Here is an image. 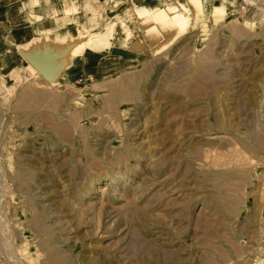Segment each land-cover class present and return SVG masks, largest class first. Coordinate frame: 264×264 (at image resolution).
Instances as JSON below:
<instances>
[{
    "label": "rangeland",
    "instance_id": "374dc122",
    "mask_svg": "<svg viewBox=\"0 0 264 264\" xmlns=\"http://www.w3.org/2000/svg\"><path fill=\"white\" fill-rule=\"evenodd\" d=\"M26 1L0 11L31 26L48 66L36 26L61 0ZM167 1L193 17L152 52L117 32L74 53L95 31L85 16L90 34L75 24L67 55L89 77L30 57L0 71V264H264V0H234L220 18L213 0L204 13Z\"/></svg>",
    "mask_w": 264,
    "mask_h": 264
},
{
    "label": "bare ground",
    "instance_id": "6f19581e",
    "mask_svg": "<svg viewBox=\"0 0 264 264\" xmlns=\"http://www.w3.org/2000/svg\"><path fill=\"white\" fill-rule=\"evenodd\" d=\"M27 1V5H31L32 9H34V6H39L42 2L41 0ZM193 1L196 7L199 6V8H201L203 13L208 10L210 0ZM46 2V5L52 3L51 0H45L44 3ZM131 2L133 3V7H131L130 4L125 3L117 9H109L102 3L94 4L89 1L80 3V0H61V5L58 8L56 5L54 6L55 3L58 6V1H55V3L53 2L52 6L54 8L49 13V17L56 19L64 16L63 18L67 19L66 23L68 25L74 24L75 26V24H77L76 26H78L79 24H82L85 32H87L86 30L88 29L85 25V16L86 18H89L88 20H91V26L95 31L92 34L87 32V34L89 33L91 37L87 42H84L76 48L74 53L77 54L84 53L87 50L96 51L100 47L108 48L109 46H112L111 41L113 38L115 39V34L117 32L121 33V35L116 36V42L119 46L127 49L130 48L131 50L138 52H152L153 50L159 49L177 33L181 32V29L190 21L191 17H193V8H189L183 2L174 1L172 4H170L167 0H131ZM213 2L214 6L211 9V14L214 17L220 18L226 13L227 16L229 12L231 13L234 11V7H232L234 0H213ZM46 11L47 10L45 9L43 14L32 11L30 16L39 21L45 16ZM88 11H91L92 13L90 14ZM119 14L122 17H118L120 16ZM115 16L117 19L116 22L120 24V31H117L116 29V22L113 23V25H109L108 28L106 27L107 30L105 29V33L99 30V20L102 19L107 22L111 21V18ZM155 30H158L160 36L158 39L153 40L151 34ZM32 63L34 64V62ZM30 67L31 66L29 65V68Z\"/></svg>",
    "mask_w": 264,
    "mask_h": 264
},
{
    "label": "crops",
    "instance_id": "0c3cea01",
    "mask_svg": "<svg viewBox=\"0 0 264 264\" xmlns=\"http://www.w3.org/2000/svg\"><path fill=\"white\" fill-rule=\"evenodd\" d=\"M91 3H100L101 0H81ZM126 1L124 2V4ZM107 8L115 9L113 6L103 3ZM122 4V5H124ZM129 4V3H126ZM120 5V6H122ZM120 6H116L119 8ZM8 11H0V71L5 72L13 69V64L17 60L24 57H30L36 65L45 66L48 70L56 74H61L64 79L82 80L86 76L89 77L91 72L84 69L82 57H68V52L72 51V47L78 39V29L74 25H66L62 18L49 19L37 25L36 32L44 34L50 39L49 52L51 59L47 63L34 57V42L36 38L30 31L31 26H24L18 18L12 16L8 18ZM38 13V12H36ZM40 14V13H39ZM31 25V23H30ZM34 29V28H33ZM60 63V66L59 64ZM53 67V68H52ZM65 75L67 78H65Z\"/></svg>",
    "mask_w": 264,
    "mask_h": 264
}]
</instances>
